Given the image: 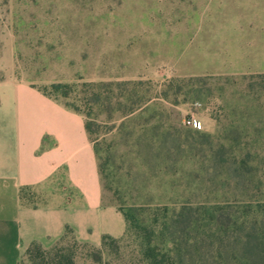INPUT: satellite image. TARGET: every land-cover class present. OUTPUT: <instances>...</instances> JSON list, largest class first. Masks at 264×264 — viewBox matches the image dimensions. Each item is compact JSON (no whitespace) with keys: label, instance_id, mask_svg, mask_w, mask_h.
Returning <instances> with one entry per match:
<instances>
[{"label":"rangeland","instance_id":"374dc122","mask_svg":"<svg viewBox=\"0 0 264 264\" xmlns=\"http://www.w3.org/2000/svg\"><path fill=\"white\" fill-rule=\"evenodd\" d=\"M221 14L211 0H0V80L72 90L125 84L92 105L109 184L104 202L214 207L243 219L246 207L264 208V73L209 72L216 51L203 23ZM256 54L264 65V51ZM148 94L162 98L143 114L121 116ZM190 115L202 130L186 124ZM39 195L35 204L48 199ZM245 236L207 239L206 264L220 262L218 251L237 264L243 248L235 241ZM78 250L77 264H144L134 235L106 249L102 262ZM23 263L32 264L26 253Z\"/></svg>","mask_w":264,"mask_h":264},{"label":"crops","instance_id":"0c3cea01","mask_svg":"<svg viewBox=\"0 0 264 264\" xmlns=\"http://www.w3.org/2000/svg\"><path fill=\"white\" fill-rule=\"evenodd\" d=\"M211 2L222 14L203 23L215 43L208 48L216 51L209 72L264 73L255 61L257 50L264 51V0ZM22 187L48 199L24 205ZM69 229L95 245L127 229L117 208L104 203L85 119L34 85L0 80V264H21L23 244L37 240L49 247Z\"/></svg>","mask_w":264,"mask_h":264},{"label":"trees","instance_id":"16d2710c","mask_svg":"<svg viewBox=\"0 0 264 264\" xmlns=\"http://www.w3.org/2000/svg\"><path fill=\"white\" fill-rule=\"evenodd\" d=\"M173 82L174 80L170 83ZM133 85L139 87L144 83L137 82ZM114 86L122 92L126 91L124 89L125 84L122 83H83L76 86L74 90H72V86L67 84H53L50 87L39 88L47 97L60 101L65 107L84 117L89 139L95 144L97 161L99 147L97 143H94V136L97 131L94 127V121L91 120L92 105L95 103L103 106L106 100H111L110 93L114 91L112 88ZM71 91L75 93V98L74 101L70 102ZM58 93H61V96ZM122 96L121 93L117 99L120 100ZM61 97L64 101L59 99ZM159 98L162 97L148 94L140 98L135 106L122 113L121 116L143 114L148 107L155 104L156 101L154 100ZM163 98L168 99V95L165 93ZM120 103L118 111L123 106ZM166 138L170 139L171 135L168 133ZM180 139H178L179 146L182 143ZM98 168L104 198V190L109 188L107 169L106 165L99 161ZM35 196L37 193L33 188H21L20 199L24 205H35ZM110 205L117 208L127 223L124 236L114 238L105 235L101 244L95 245L77 240L73 231L69 229L62 238L49 247L37 240L23 244L21 264H24V253L29 256L32 264H77L78 249H88V257L96 262H102L105 250L116 247L127 235L129 237L134 235L139 240V253L144 264H206L207 239L218 238L222 243L231 242L230 234L236 231L246 232L245 237H240L238 241H235L239 242L243 248L237 264H264V217L260 218V214L264 213V208H261L260 205L246 207L244 218L238 217L233 220L229 216L219 213L214 207L198 208L187 204L180 207L169 205L153 207L144 204L127 205L125 202ZM200 211H203V214H200ZM250 213L253 215L250 216ZM231 248L233 250V246ZM89 249L91 250L89 251ZM217 254L220 262L216 263L234 264L232 258L229 259V255L222 256L219 251ZM231 255L233 258L236 257L234 252Z\"/></svg>","mask_w":264,"mask_h":264},{"label":"built area","instance_id":"2783aa9c","mask_svg":"<svg viewBox=\"0 0 264 264\" xmlns=\"http://www.w3.org/2000/svg\"><path fill=\"white\" fill-rule=\"evenodd\" d=\"M185 122L188 126L196 130H202L204 126L203 122L195 115L188 116Z\"/></svg>","mask_w":264,"mask_h":264}]
</instances>
